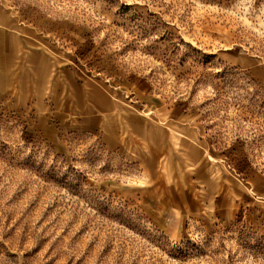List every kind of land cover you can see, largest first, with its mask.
Instances as JSON below:
<instances>
[{"label": "rangeland", "instance_id": "374dc122", "mask_svg": "<svg viewBox=\"0 0 264 264\" xmlns=\"http://www.w3.org/2000/svg\"><path fill=\"white\" fill-rule=\"evenodd\" d=\"M0 264H264V0H0Z\"/></svg>", "mask_w": 264, "mask_h": 264}]
</instances>
